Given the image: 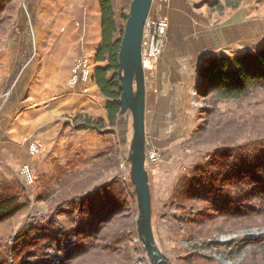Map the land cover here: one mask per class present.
<instances>
[{"label":"rangeland","instance_id":"1","mask_svg":"<svg viewBox=\"0 0 264 264\" xmlns=\"http://www.w3.org/2000/svg\"><path fill=\"white\" fill-rule=\"evenodd\" d=\"M111 1L117 24L123 27L129 0ZM236 1L237 8L221 9L216 0L153 3V12L167 19L168 29L158 56L147 68V165L155 238L172 264H242L244 239L264 235L260 218L251 227L213 231L224 221V207L246 209L254 203L242 199L251 187L243 185L239 190L234 182L238 173L229 174V168L214 161L224 160L218 155L227 147L233 156L241 151L247 156L264 154L260 145L264 144V91L243 101L215 104L200 93L206 88L200 71L210 58L264 46V0ZM0 5V19L6 24L0 27V73L7 76L12 71L18 82L23 72H30L27 91L43 96L41 88L53 83L54 65L65 76L64 97L73 96L63 111L55 106L40 114L32 110L33 127H38L32 130L31 159L17 164L13 178H0V193L16 195L24 204L19 213L0 221V264L91 262L103 231L102 218L128 202L132 203L126 207L127 220L133 225L119 236L129 241H108L115 255L104 262L126 264L131 259L133 263L141 242L134 233V187L128 185L131 115L119 116L112 126L107 99L93 80L94 69L107 63L95 61L101 39L99 0H0ZM3 79L7 84L8 79ZM13 89L10 85L12 93ZM45 100L32 107L39 108ZM47 100H59V86L51 88ZM207 108L215 115H207ZM22 117L16 114L17 120ZM88 118L98 120L97 124L88 125ZM204 123L207 131L195 139ZM23 140L22 132H17L16 147ZM108 187L116 190L113 202L108 200ZM194 219H202L197 223L203 228L193 227L198 235L192 238ZM78 225L84 226L88 237L77 242L72 231Z\"/></svg>","mask_w":264,"mask_h":264},{"label":"trees","instance_id":"2","mask_svg":"<svg viewBox=\"0 0 264 264\" xmlns=\"http://www.w3.org/2000/svg\"><path fill=\"white\" fill-rule=\"evenodd\" d=\"M226 4L232 7H237L238 2L233 0H225ZM101 10V39L96 51L95 61L104 62L106 65L97 66L94 69L93 80L98 85L101 94L107 99L106 110L110 124L116 125L119 119V112L121 108V86L118 77L119 68V50L123 35V27H119L115 20V15L110 0H99ZM219 9L224 6L217 2ZM0 5V10H1ZM127 15L124 16L126 20ZM6 24L4 20L0 19V27H4ZM200 76L202 82L205 84V92L201 94L205 101L210 104H215L218 101L235 100L243 101L252 96L264 91V46L254 51H246L235 54H222L220 56H214L207 61V64L201 69ZM205 93V94H204ZM207 115L212 117L216 111L206 110ZM211 118L206 120L210 121ZM98 121V120H97ZM97 121L87 119L88 125ZM206 123L202 124L201 128L197 131L195 139L207 131ZM196 143V142H195ZM263 145L264 144H260ZM218 155V159H224L214 162L219 165H223L225 169L229 168L228 173L233 174L236 171L237 180L234 182L239 185V190H242L243 185L251 187L249 193L245 194L244 200H252L253 204L236 208H222L227 213H223L224 221L214 226L213 231H226L237 230L244 227H251L255 225V219L260 218V223L264 226V154L247 156L246 151H241L238 156H233L229 153L230 147L225 149ZM249 160V161H248ZM217 166V165H216ZM200 171V170H199ZM221 174V173H219ZM222 175V174H221ZM224 175H227L224 173ZM242 176L246 179L243 180ZM245 183V184H244ZM128 185L131 186L130 182ZM133 190V188H132ZM108 200L115 201L117 199V193L115 188L107 189ZM132 197L136 201L135 194L132 191ZM225 201H228L227 199ZM132 203V202H128ZM125 203L123 206H115L108 217L102 218L103 231L100 237L97 238V248L95 250L94 257L91 258L86 264H105L106 259L113 258L114 251L106 244L108 241L117 242L123 240L128 242L129 237L119 236L125 231L130 229L133 225L127 217L129 216L127 206ZM134 202L132 205H135ZM24 207V204L19 202L16 195L1 194L0 193V221L5 218L11 217L19 213ZM245 209V210H244ZM202 219H194L193 225L190 228L192 231L190 236L196 237L198 234L193 227L197 226L199 231L201 229ZM255 222V223H254ZM77 230L72 231V235L77 237V242L82 237H88L87 232L83 225H78ZM133 226V230H134ZM212 227L210 228V230ZM208 229V232L210 231ZM212 231V232H213ZM207 230L204 231V234ZM211 232V233H212ZM99 231L96 235H98ZM134 233L137 235L136 231ZM211 233L209 235H211ZM244 246V248H242ZM75 252L77 246L72 245ZM126 254L128 253V246H126ZM240 249H244L246 252V258L242 264H264V235L256 236L253 239L245 238ZM110 254L111 256H107ZM128 260L126 264H130ZM132 263V262H131Z\"/></svg>","mask_w":264,"mask_h":264},{"label":"water","instance_id":"3","mask_svg":"<svg viewBox=\"0 0 264 264\" xmlns=\"http://www.w3.org/2000/svg\"><path fill=\"white\" fill-rule=\"evenodd\" d=\"M154 0H129L119 50L121 86L119 115H131L132 134L127 150L130 182L137 201V235L150 264H172L157 243L153 230V200L147 165V72L143 66L146 21Z\"/></svg>","mask_w":264,"mask_h":264},{"label":"crops","instance_id":"4","mask_svg":"<svg viewBox=\"0 0 264 264\" xmlns=\"http://www.w3.org/2000/svg\"><path fill=\"white\" fill-rule=\"evenodd\" d=\"M223 6L232 7L227 5L226 1L225 4H223ZM99 8H100V3H99ZM113 11L116 20V12L114 7H113ZM100 16H101V10H100ZM10 51L11 50L8 51L9 53L7 58L9 63H11V57H12V53H10ZM16 63L17 60L15 59L14 64ZM52 67L53 68H51V70L53 72L50 78V82L53 83L51 87L47 86L46 84V86H43V88H41L47 92V94H45L46 92L43 91V96L38 94V92L36 91L33 92V90L27 91L28 84H30V80L32 78L30 72L27 71L23 72V76L18 80V82H16V78L12 76L13 75L12 71H8V73L10 74L7 76H3V74L0 73V178L2 177L13 178L16 175L17 164H20L25 160L29 161L31 159L30 145L32 143L31 142L32 130L33 128L37 129L38 127V126L33 127V122L30 117L32 110H33V114L35 113L40 114V113H44V111L47 110L53 111V108L55 106L56 108L59 109V111H63L66 107L69 106V104H71L73 100V96L69 95L68 93L67 96L64 97L63 93L66 92L65 90L67 89V87H63V85H65L64 83L65 76H63L61 72H59L58 74L60 67L59 69L54 65ZM9 68H12L13 71H15V68H13L12 65ZM3 77L8 79L7 84H5ZM58 82L59 84H57ZM10 85L14 87L13 93L11 90H9ZM57 86H59V100L48 101L47 100L48 92L51 93V88ZM5 92L8 93L5 94ZM14 92L17 93L16 99L14 97L15 96ZM45 97L46 100L41 103V106L39 108H36L35 106L32 107V104L34 102L39 101L41 99L43 100ZM44 107L45 109H43ZM17 113L18 116H23V117L17 120L18 118V117L16 118ZM17 122H21V123L17 125ZM21 127L22 129H20ZM17 130H21V131H17ZM17 132L18 133L22 132L24 140L22 144L16 147L15 135ZM19 170H20V174L21 173L24 174L23 171L21 170V167L19 168Z\"/></svg>","mask_w":264,"mask_h":264},{"label":"built area","instance_id":"5","mask_svg":"<svg viewBox=\"0 0 264 264\" xmlns=\"http://www.w3.org/2000/svg\"><path fill=\"white\" fill-rule=\"evenodd\" d=\"M167 29V19L162 17V15L160 16L154 13L152 7L144 29L143 66L146 72L150 62L153 61L160 52L161 42L166 35ZM77 66L81 69L79 65ZM82 72L87 73L85 69H83ZM132 264H150L141 245H138L135 249L134 261Z\"/></svg>","mask_w":264,"mask_h":264}]
</instances>
